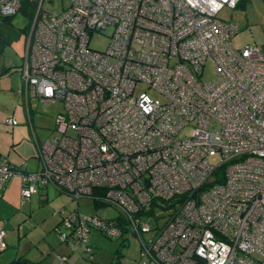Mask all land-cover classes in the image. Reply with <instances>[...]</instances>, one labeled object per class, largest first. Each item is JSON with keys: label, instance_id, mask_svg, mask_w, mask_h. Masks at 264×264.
I'll return each instance as SVG.
<instances>
[{"label": "built area", "instance_id": "built-area-1", "mask_svg": "<svg viewBox=\"0 0 264 264\" xmlns=\"http://www.w3.org/2000/svg\"><path fill=\"white\" fill-rule=\"evenodd\" d=\"M43 1L0 0V15L36 5L23 93L64 112L37 171L0 162V196L21 173L25 200L54 186L118 209L59 210L72 252L94 229L156 230L140 264H264V47L235 48L238 27L220 17L242 0H71L58 14ZM105 30L107 49H94ZM209 60L216 75L204 82ZM157 209L170 213L153 228L143 219ZM5 236L0 228L1 249Z\"/></svg>", "mask_w": 264, "mask_h": 264}, {"label": "rangeland", "instance_id": "rangeland-1", "mask_svg": "<svg viewBox=\"0 0 264 264\" xmlns=\"http://www.w3.org/2000/svg\"><path fill=\"white\" fill-rule=\"evenodd\" d=\"M242 1L237 8H224L220 17L238 27V33L232 40L235 48H243L246 45L263 48L264 1ZM70 4L71 0H44L42 8L58 14ZM33 16L34 14L29 16L20 10L12 19L14 23L29 24L30 27ZM110 32L105 30L103 34H95L91 46L94 49L106 50ZM26 42L27 35L23 34L20 39L8 44L9 64L13 67L19 66L17 69L11 68V73L8 72L0 78L3 85L0 86V162H8L15 168L37 171L40 167L38 142L43 144L56 133V117L64 112V103H50L38 97H31L29 104H26V97L21 94L24 85L21 69L25 61ZM215 75V67L209 60L203 81L208 82ZM10 83L15 90H11ZM10 119L16 120L18 125L13 127L9 123ZM213 161L216 162L217 159ZM22 184V174H14L8 181L5 196L0 198V222L11 234V239L6 240L8 244L0 252V259L9 253L16 254L17 246L9 245L12 241H19L20 252L29 251V257L42 259L46 264H60L63 255L61 253L68 250V244L61 242L57 230V225L63 218L59 210L63 211V215L79 211L86 216L98 214L108 218H115L119 213L118 209L112 207L97 206L86 197L76 199L54 186L42 188L39 191L41 193H34L29 200H25L22 198ZM169 213L170 210L157 209L156 216L149 215L143 220L155 228L157 223H164ZM155 235L156 230H151L145 232L143 238L130 232H125L120 237H110L94 229L87 241L67 257L65 264H140L144 243L152 240Z\"/></svg>", "mask_w": 264, "mask_h": 264}, {"label": "crops", "instance_id": "crops-1", "mask_svg": "<svg viewBox=\"0 0 264 264\" xmlns=\"http://www.w3.org/2000/svg\"><path fill=\"white\" fill-rule=\"evenodd\" d=\"M22 11V10H21ZM13 18V17H12ZM14 19H11L10 21H7L3 18L0 17V78L2 75L12 71L11 68H15L17 69L19 65L16 66H11V64H9L8 58H7V53H8V44H10L13 40L15 39H20L23 34L27 35V42H26V51H27V45H28V33H29V24L27 25H22L20 22H13ZM26 56V54H25ZM25 59V57H24ZM11 73V72H10ZM9 84V83H8ZM7 84V85H8ZM5 85V86H7ZM0 86L2 85V82L0 80ZM11 86V90H15L13 87V84L10 83ZM21 94L24 95L23 90L21 92ZM27 104V103H26ZM18 125V124H17ZM16 126V125H15ZM14 127V126H13ZM42 144L40 143V141L38 142V148H40ZM19 168V167H16ZM26 168V167H25ZM27 170V169H25ZM28 171V170H27ZM7 185L8 182L4 188L3 194L0 196V198L2 199L5 194H6V190H7ZM49 186H45V187H41L37 193H41L39 192L42 188H48ZM23 217V216H22ZM0 228L5 229L6 230V236H5V244L7 245L8 242L6 240H10L11 239V234L9 233V231H7V228L4 227V225L2 224V222H0ZM10 237V238H9ZM11 243V245L9 246H17V252L16 254H12L9 253V255L3 257L0 259V264H9L10 262H12L15 258L19 257V256H25L27 257L30 261H32L33 263H37V264H46V262H44L42 259H34L33 257H29L28 253L29 251L26 252H20V244L19 241ZM40 245V244H39ZM70 252L65 251L64 253H61L63 255L61 256H70L72 251L69 249V247H66ZM4 249H0V252H2ZM53 262V260H52ZM51 262V263H52ZM49 264V263H47Z\"/></svg>", "mask_w": 264, "mask_h": 264}, {"label": "trees", "instance_id": "trees-1", "mask_svg": "<svg viewBox=\"0 0 264 264\" xmlns=\"http://www.w3.org/2000/svg\"><path fill=\"white\" fill-rule=\"evenodd\" d=\"M242 3H243V1L241 2V4ZM35 10H36V5L34 3H31V2H25L24 6L22 7V11L24 13L28 14L29 16H31V14H34V11ZM0 17L3 18V19H5V20H7V21H10L13 16H11V17H4V16H1L0 15ZM9 264H37V263H33L32 261H30L25 256H19V257L15 258ZM197 264H206V263L204 261H199Z\"/></svg>", "mask_w": 264, "mask_h": 264}, {"label": "clouds", "instance_id": "clouds-1", "mask_svg": "<svg viewBox=\"0 0 264 264\" xmlns=\"http://www.w3.org/2000/svg\"><path fill=\"white\" fill-rule=\"evenodd\" d=\"M211 2H212L214 5H216L217 7H220V5H217V4H216V0H211ZM51 92H52V89H51V88L48 89V93L51 94Z\"/></svg>", "mask_w": 264, "mask_h": 264}, {"label": "flooded vegetation", "instance_id": "flooded-vegetation-1", "mask_svg": "<svg viewBox=\"0 0 264 264\" xmlns=\"http://www.w3.org/2000/svg\"><path fill=\"white\" fill-rule=\"evenodd\" d=\"M264 1V0H263Z\"/></svg>", "mask_w": 264, "mask_h": 264}]
</instances>
